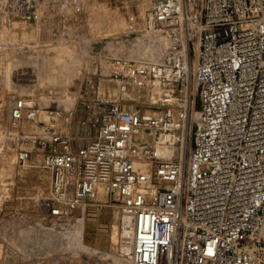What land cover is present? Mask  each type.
Masks as SVG:
<instances>
[{"label": "built area", "instance_id": "2783aa9c", "mask_svg": "<svg viewBox=\"0 0 264 264\" xmlns=\"http://www.w3.org/2000/svg\"><path fill=\"white\" fill-rule=\"evenodd\" d=\"M51 2L0 10L38 20ZM147 18L167 52L115 57L122 69L107 81L120 94L81 96L96 104L92 137L74 145L71 110L13 101L10 126L33 128L16 160L44 150L53 218L94 207L105 187L128 221L116 247L130 264H264V0H156Z\"/></svg>", "mask_w": 264, "mask_h": 264}, {"label": "rangeland", "instance_id": "374dc122", "mask_svg": "<svg viewBox=\"0 0 264 264\" xmlns=\"http://www.w3.org/2000/svg\"><path fill=\"white\" fill-rule=\"evenodd\" d=\"M155 1L52 0L38 20L0 10V264L118 261V202L103 198L94 207L83 206L94 210L96 217L86 221L90 224L80 221L76 231L82 207L69 218L49 216L42 205L50 181L41 165L44 150L32 148L26 162L19 164L16 155L29 146L26 134L33 128L14 130L9 115L13 101L24 97L41 109L71 110L70 131L74 135L83 130L74 145L92 137L96 104L82 101L81 96L97 95L99 79L110 78L113 71L107 61L115 62L120 56L132 62H153L166 54L168 46L160 55L142 52L149 43L150 30L144 25L147 12ZM125 97L134 98L133 94ZM78 236L82 246L67 244L69 237Z\"/></svg>", "mask_w": 264, "mask_h": 264}, {"label": "bare ground", "instance_id": "6f19581e", "mask_svg": "<svg viewBox=\"0 0 264 264\" xmlns=\"http://www.w3.org/2000/svg\"><path fill=\"white\" fill-rule=\"evenodd\" d=\"M147 19L148 18H146L145 23L147 22ZM148 30H150V29H148ZM151 31L152 30H150V32ZM150 32L147 34L148 35V38H149L148 39V41H149L148 48H147L146 51H142V52L145 53V54L160 55L161 52H162V50L165 49V47L168 46V41L165 39V37L157 34L156 32H153V31H152L153 33H150ZM164 56L162 58H160V60H162L164 58ZM156 61H158V60H156ZM107 63H108V66L110 67L111 71H113L115 73H118V71L122 69V64L121 63H115V62H112V61H107ZM189 69H190V66L188 65V71H189ZM104 82H106L107 84H103ZM98 83H99L98 84V93H99V95L102 98H106L108 96H113V95L114 96H118L119 95V93H118L119 92V86H118L119 83H118V80L115 81L114 87H111L109 85V82L107 81V79H99V82ZM137 91L138 90H137V88L135 86H129V88L123 93V95L124 96H131V94H133V96H136ZM67 98L70 101V103H71V101H73L71 99V96L70 95H67ZM29 102H31V101H29ZM191 105H192V109H193V112H194L195 111V109H194V107H195V101L194 100L192 101V104ZM61 123H62V121H61ZM78 131L79 132H77L76 134H74V138L77 139V140L78 139H81V137H82L81 134H83V130L82 129H79ZM169 154H170L169 152H164V155H169ZM44 171L48 174V177H49V172L46 169H44ZM105 195H106V189H105V187L99 185L97 187V196L100 199H103V198H105ZM95 217H96V213L94 212V210H91V209L86 210L84 207H82V212H81V214L76 219L77 220V224L74 227V230L76 231L81 226V225H79V222L80 221H85L86 222V221H89V220H94ZM120 218H121V227H120V231H121L123 228H125L127 226L128 221L124 217L122 211H121V217ZM86 223L87 224H90L89 222H86ZM100 230H102V231L105 232L106 231V226H102V228ZM79 237L80 236L73 237V238L72 237H69V240H67L68 241L67 244H69L70 246L71 245H74V244H77L78 246H82L83 244H82L81 240L78 239ZM103 240H102V242H103ZM117 260L118 261H116V259L113 258L112 263L113 264H130L129 258L125 254H123V253H120L119 254V257H118Z\"/></svg>", "mask_w": 264, "mask_h": 264}]
</instances>
